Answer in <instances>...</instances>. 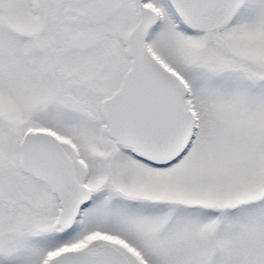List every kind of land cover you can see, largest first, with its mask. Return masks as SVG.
<instances>
[{"label":"snow or ice","instance_id":"1","mask_svg":"<svg viewBox=\"0 0 264 264\" xmlns=\"http://www.w3.org/2000/svg\"><path fill=\"white\" fill-rule=\"evenodd\" d=\"M0 264H264V0H0Z\"/></svg>","mask_w":264,"mask_h":264}]
</instances>
